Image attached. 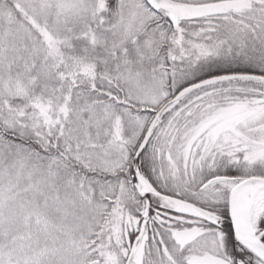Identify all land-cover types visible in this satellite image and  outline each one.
Wrapping results in <instances>:
<instances>
[{
	"label": "snow or ice",
	"instance_id": "obj_1",
	"mask_svg": "<svg viewBox=\"0 0 264 264\" xmlns=\"http://www.w3.org/2000/svg\"><path fill=\"white\" fill-rule=\"evenodd\" d=\"M0 264H264V0H0Z\"/></svg>",
	"mask_w": 264,
	"mask_h": 264
}]
</instances>
